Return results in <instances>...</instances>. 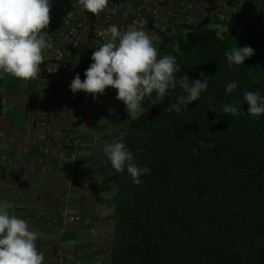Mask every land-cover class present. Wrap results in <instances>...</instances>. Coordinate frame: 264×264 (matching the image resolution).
<instances>
[{
  "label": "trees",
  "instance_id": "16d2710c",
  "mask_svg": "<svg viewBox=\"0 0 264 264\" xmlns=\"http://www.w3.org/2000/svg\"><path fill=\"white\" fill-rule=\"evenodd\" d=\"M213 1L196 23L159 39V55L176 58L177 78H207L199 99L170 110L183 94L177 86L162 103L143 101L139 119L124 104L103 112L120 125L117 141L137 166L150 169L139 185L126 168L107 179L114 206L107 264H264V114L249 115L243 98L246 91L264 96V37L238 33L239 15L220 21ZM217 22L223 31L212 27ZM246 45L255 55L230 67L225 53ZM225 105L239 114L220 112Z\"/></svg>",
  "mask_w": 264,
  "mask_h": 264
},
{
  "label": "crops",
  "instance_id": "0c3cea01",
  "mask_svg": "<svg viewBox=\"0 0 264 264\" xmlns=\"http://www.w3.org/2000/svg\"><path fill=\"white\" fill-rule=\"evenodd\" d=\"M201 1L194 0L195 19L204 13ZM159 11L179 20L170 27L182 25L178 2ZM52 55L45 54L47 62ZM70 56L74 64L61 79L47 62L35 80L0 78V199L41 233L44 264H107L114 213L107 179L114 169L102 148L119 139L120 125L102 111H78L83 94L69 85L77 73L84 80L79 65L85 59ZM68 215L82 221L68 223Z\"/></svg>",
  "mask_w": 264,
  "mask_h": 264
},
{
  "label": "clouds",
  "instance_id": "9594fccd",
  "mask_svg": "<svg viewBox=\"0 0 264 264\" xmlns=\"http://www.w3.org/2000/svg\"><path fill=\"white\" fill-rule=\"evenodd\" d=\"M78 3L87 12L98 15L107 7L108 0H78ZM51 9L52 0H0V78L4 74L22 81L38 78L44 62L42 53L50 46L46 30ZM103 35L105 42L93 52L85 79L81 81L77 73L69 85L74 94L83 91L96 99L106 89H116V99L126 106L127 114L139 119L146 112L142 107L145 100L152 105L162 103L169 90L178 86L183 94L168 107L180 113L188 110L187 105L207 89L203 73L202 79L192 81L186 74L177 78L174 73L180 68L176 58L160 56L152 37L143 29L129 26L122 32L117 25H111ZM253 55L255 50L247 45L235 46L225 53L230 67L244 65ZM236 88L235 81L226 85L228 93ZM243 98L249 115L264 114V96L259 92L246 91ZM219 111L232 116L239 114L234 105H225ZM102 150L115 172H124L126 168L137 185L142 183L141 176L150 173L149 168L137 166L133 153L122 141L105 143ZM11 207L10 200L0 199V264H44V255L37 247L41 233L30 230L24 219L11 215Z\"/></svg>",
  "mask_w": 264,
  "mask_h": 264
},
{
  "label": "built area",
  "instance_id": "2783aa9c",
  "mask_svg": "<svg viewBox=\"0 0 264 264\" xmlns=\"http://www.w3.org/2000/svg\"><path fill=\"white\" fill-rule=\"evenodd\" d=\"M179 3L181 24H193L197 19L192 15L194 0H108V5L98 15L90 16L78 0H52L51 21L46 38L49 47L43 51L45 54L52 52L49 69L61 79L72 66V55L80 54L85 63L79 65L81 75L93 62L91 56L97 46L105 42L103 33L111 25H117L123 32L129 26H135L146 31L150 36H170L172 34L170 21L179 22L175 17L162 14L159 10L166 4ZM203 15H207L206 9L211 6L209 0H202ZM215 13L218 19L228 23L238 17L235 29L238 33L248 34L251 37H264V0H214ZM117 19L123 21L115 22ZM117 90L108 88L103 95L93 99L91 94L83 95L76 104L77 109L84 115L91 110H99L113 115L123 105L116 99ZM68 223L82 221L81 215H68L65 219Z\"/></svg>",
  "mask_w": 264,
  "mask_h": 264
},
{
  "label": "rangeland",
  "instance_id": "374dc122",
  "mask_svg": "<svg viewBox=\"0 0 264 264\" xmlns=\"http://www.w3.org/2000/svg\"><path fill=\"white\" fill-rule=\"evenodd\" d=\"M212 27H217L218 29H219V31H223L224 30V28H225V25H224V23H213L212 24ZM153 41H154V45L155 46H159V44H160V40L159 39H155V38H153ZM79 111V110H78ZM133 116V115H132ZM133 117H135V116H133Z\"/></svg>",
  "mask_w": 264,
  "mask_h": 264
}]
</instances>
